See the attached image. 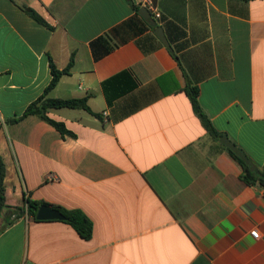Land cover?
<instances>
[{"label": "crops", "instance_id": "crops-1", "mask_svg": "<svg viewBox=\"0 0 264 264\" xmlns=\"http://www.w3.org/2000/svg\"><path fill=\"white\" fill-rule=\"evenodd\" d=\"M154 3L160 17L129 0H0V153L21 208L0 218V264H264V188L185 93L186 73L216 129L264 165V0ZM51 62L72 66L46 98L91 110H47L74 136L23 116ZM30 200L83 211L91 239L34 219Z\"/></svg>", "mask_w": 264, "mask_h": 264}, {"label": "trees", "instance_id": "trees-1", "mask_svg": "<svg viewBox=\"0 0 264 264\" xmlns=\"http://www.w3.org/2000/svg\"><path fill=\"white\" fill-rule=\"evenodd\" d=\"M129 1L131 2L133 9L138 12L140 9V6L136 4L134 0H129ZM245 1H248V0H245ZM23 9L38 23L44 25L45 27L49 29H53V27L34 10L26 6H23ZM171 53L173 57L181 65L177 52L172 50ZM71 66H72V63H70L65 69L59 70L51 62L52 80L50 84L45 89L44 94L40 98H38L35 102L29 105V107L26 109L23 116H27V115L38 116L40 119L45 120L51 125H53L62 134H69V135L74 136L72 132L68 131L65 128L63 123L56 122L53 119L49 118V116L47 115V110L49 108H70V109H85L91 112V110L87 106L86 99L64 100V99L46 98L48 92L52 90L58 84L60 78L64 74H67L70 71ZM185 76L187 78V85L185 88V93L189 97L193 110L195 114L197 115V117L200 119L207 133L210 135L212 139L219 142L220 145L227 151V153L240 165L242 169L241 179L243 180V182H245L248 185H257L259 187L264 188V165L257 166L251 162L252 165L255 166V170H252L250 165L246 164L230 148L226 147L224 144L220 142L221 138L224 137L225 134L216 129V127L214 126V124L212 123L208 115L203 110L199 102V93H200L199 88L191 84V82L188 80L186 73H185ZM17 120L18 119H14L12 121H17ZM6 178H7V165L4 161V158L2 157L0 153V218L2 217L3 212L6 209L9 210V213L11 214V216L16 213L15 218H17L19 215L17 212H20L21 208L20 209L11 208V206H8L6 203V190H7ZM43 204L50 205L44 201L30 200L28 202V212L33 216L34 219H36L38 208ZM50 206L59 210L65 217V219L61 221L66 222L69 225H71L83 239L85 240L91 239L93 235V223L83 211L78 210V209L69 210V209H66V208H63L57 205H50Z\"/></svg>", "mask_w": 264, "mask_h": 264}, {"label": "water", "instance_id": "water-1", "mask_svg": "<svg viewBox=\"0 0 264 264\" xmlns=\"http://www.w3.org/2000/svg\"><path fill=\"white\" fill-rule=\"evenodd\" d=\"M138 12L145 18L151 17V12L145 7H140ZM156 34L162 40V42L171 49V45L167 37L165 36L162 27L157 28ZM220 141L226 147L230 148L236 155H238L246 164L250 165L252 170H255V166L252 165L247 155L240 148H238L228 137L224 136L221 138ZM64 219H65L64 215L59 210L53 208L50 205H46V204L41 205L38 208V211L36 214V220L38 221L64 220Z\"/></svg>", "mask_w": 264, "mask_h": 264}, {"label": "built area", "instance_id": "built-area-1", "mask_svg": "<svg viewBox=\"0 0 264 264\" xmlns=\"http://www.w3.org/2000/svg\"><path fill=\"white\" fill-rule=\"evenodd\" d=\"M135 2L140 7H145L150 12H153L156 17H160V14L156 11V6L154 3V0H136ZM251 236H253L256 239L260 238V234H259L258 230H253L251 232Z\"/></svg>", "mask_w": 264, "mask_h": 264}]
</instances>
